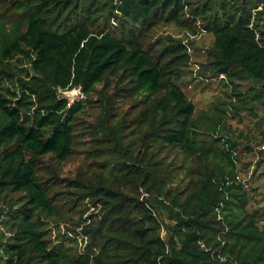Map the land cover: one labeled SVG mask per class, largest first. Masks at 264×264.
Returning a JSON list of instances; mask_svg holds the SVG:
<instances>
[{"label":"trees","instance_id":"1","mask_svg":"<svg viewBox=\"0 0 264 264\" xmlns=\"http://www.w3.org/2000/svg\"><path fill=\"white\" fill-rule=\"evenodd\" d=\"M163 25L186 38L145 46ZM202 33L232 102L197 112ZM257 106L264 0H0V264H264L240 174L264 173V119L233 124Z\"/></svg>","mask_w":264,"mask_h":264},{"label":"rangeland","instance_id":"2","mask_svg":"<svg viewBox=\"0 0 264 264\" xmlns=\"http://www.w3.org/2000/svg\"><path fill=\"white\" fill-rule=\"evenodd\" d=\"M186 30H181L174 25H163L162 27L155 29L147 34L143 42L145 46L155 42L156 38L160 36H166L171 34L174 36H181L186 38ZM214 36L210 33H202L195 41L194 45L190 47L193 60L192 65L188 69V73L184 77L183 89L188 98L196 107L197 112L203 109H211L213 107H224L227 102H232L231 88L226 85L224 79H216L211 74H204L198 68L201 67L206 61V50L212 45ZM242 93H246L248 88L253 86V83L247 81L240 83ZM80 90H74L70 92H61V95L67 98L71 103L77 99H82L83 96H78ZM254 110L259 114L258 118L250 116L248 111L243 110L241 115L233 121L235 127L245 128L248 124L251 125V121L254 123L260 122L264 119V112L262 108L257 106ZM239 122V124L237 123ZM260 135H256L258 139ZM243 163L245 166L240 171L241 179L248 189L251 191V204L250 211L263 210L264 211V173L263 169L258 168L256 165V159L252 155H245ZM88 215V214H87ZM166 217V216H165ZM159 222L163 225L160 235L162 239L167 240V228L171 226L168 218L159 216ZM264 229V221L260 223ZM168 226V227H167Z\"/></svg>","mask_w":264,"mask_h":264},{"label":"water","instance_id":"3","mask_svg":"<svg viewBox=\"0 0 264 264\" xmlns=\"http://www.w3.org/2000/svg\"><path fill=\"white\" fill-rule=\"evenodd\" d=\"M78 96H82V94H81V93H79V94H78Z\"/></svg>","mask_w":264,"mask_h":264},{"label":"built area","instance_id":"4","mask_svg":"<svg viewBox=\"0 0 264 264\" xmlns=\"http://www.w3.org/2000/svg\"><path fill=\"white\" fill-rule=\"evenodd\" d=\"M264 148V147H263Z\"/></svg>","mask_w":264,"mask_h":264}]
</instances>
